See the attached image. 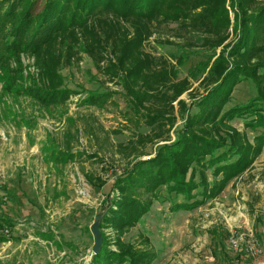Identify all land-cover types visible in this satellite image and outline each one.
<instances>
[{"label":"rangeland","instance_id":"obj_1","mask_svg":"<svg viewBox=\"0 0 264 264\" xmlns=\"http://www.w3.org/2000/svg\"><path fill=\"white\" fill-rule=\"evenodd\" d=\"M225 5L231 24L225 41L215 49L203 41L211 34L177 22H153L140 53L152 58L144 80L131 82L125 71L108 72L109 62H116L110 53L98 65L81 51L56 69L64 86L72 89L64 104L42 108L27 96L4 91L0 81V215L14 221L6 232L10 239L0 242V264L91 261V225L99 212L104 216L108 210L106 193L113 189L111 196L121 198L120 190L112 187L115 177L136 160L154 157L159 145L174 141L184 124L181 102L190 109L207 92L208 70L200 67L212 53L210 65L222 52L227 54L238 39L235 7L231 0ZM60 45L55 42L51 47ZM10 66L24 69L20 80L24 88L35 78L47 80L34 54H22ZM185 82L187 88L177 92ZM94 90L107 94L97 101L102 106L83 102L87 91ZM172 93L174 107L167 104ZM253 95V83L244 80L235 86L230 105ZM14 114L29 122L19 125ZM230 124L250 142L254 140L256 132L246 128L242 119ZM53 144L61 155L68 152L74 158L65 164L59 155L57 163L45 161L42 147ZM209 177L212 183L211 171ZM7 191L16 198L9 199ZM101 231L114 250L118 241L150 250L151 264H264V147L249 168L201 206L174 210L161 191L150 210L128 230L118 233L108 226ZM232 234L243 243L252 234L262 252L251 256L243 248L234 250L229 243Z\"/></svg>","mask_w":264,"mask_h":264},{"label":"trees","instance_id":"obj_2","mask_svg":"<svg viewBox=\"0 0 264 264\" xmlns=\"http://www.w3.org/2000/svg\"><path fill=\"white\" fill-rule=\"evenodd\" d=\"M226 1L44 0L43 6L39 7L40 0H0L2 88L6 92L27 96L45 109L64 104L72 89L64 86L63 77L56 69L63 60L70 63L81 51L98 65L104 54L110 53L116 62H109L108 72L125 71L131 82L144 80L152 58H143L140 53L153 22H177L211 34L203 41L215 49L225 41L231 24ZM231 5L235 7L233 27L239 28L238 39L227 54L222 52L210 65L212 53L207 63L200 67L203 71L208 70L204 79L207 92L194 100L190 109L181 102L184 124L177 130L174 141L159 145L154 157L136 160L115 177L112 187L120 190L121 198L111 196L113 189L106 193L108 210L102 217L100 229L112 226L118 233L128 230L150 210L153 199L159 198L161 191L165 192L172 209L193 210L216 197L262 152L264 3L231 0ZM123 20L129 26L123 25ZM55 42H60V47H51ZM22 54L36 55L37 65L47 80L35 78L28 87L20 85L24 69L12 68L10 64ZM44 58L49 60L47 64L42 62ZM14 73L16 77L12 76ZM244 80L253 83L255 95L246 102L230 105L235 86ZM186 88L187 82L182 83L177 92ZM102 96L107 97V94L87 91L82 100L86 104L102 106L97 102ZM174 98L175 93H172L168 106L174 107ZM193 106L197 109L194 110ZM22 118L14 116L19 125L29 122V119ZM236 118L242 119L246 128L256 132L252 142L230 124ZM42 153L47 162H59L55 159L58 155L62 164L74 158L68 152L61 155L55 144L42 147ZM6 195L9 199L16 198L11 191ZM13 226L11 218L0 215V242L10 239L5 230ZM102 234L103 246L88 264L152 263L154 255L150 250L121 241L117 243L118 250H114L103 231Z\"/></svg>","mask_w":264,"mask_h":264},{"label":"built area","instance_id":"obj_3","mask_svg":"<svg viewBox=\"0 0 264 264\" xmlns=\"http://www.w3.org/2000/svg\"><path fill=\"white\" fill-rule=\"evenodd\" d=\"M5 231L8 232V229H6ZM249 236L250 237L248 238V240H245L246 242L243 243L240 237H237L234 234H232L229 237L230 246L234 250H242L243 248L245 252L251 256L259 255L262 252V248L259 240L255 238L252 234Z\"/></svg>","mask_w":264,"mask_h":264},{"label":"water","instance_id":"obj_4","mask_svg":"<svg viewBox=\"0 0 264 264\" xmlns=\"http://www.w3.org/2000/svg\"><path fill=\"white\" fill-rule=\"evenodd\" d=\"M102 217H103V212H99L96 215L93 224L91 225V231L94 234V244L92 247L93 254H97L98 252H100V250L103 246V234H102V231L100 229Z\"/></svg>","mask_w":264,"mask_h":264}]
</instances>
